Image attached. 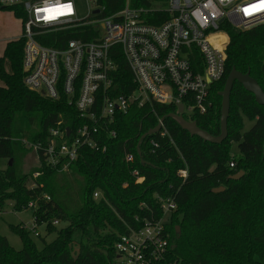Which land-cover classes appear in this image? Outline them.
I'll return each instance as SVG.
<instances>
[{"label":"trees","instance_id":"1","mask_svg":"<svg viewBox=\"0 0 264 264\" xmlns=\"http://www.w3.org/2000/svg\"><path fill=\"white\" fill-rule=\"evenodd\" d=\"M95 2L107 15L126 3L132 9H146L142 17L154 26L170 18L166 0ZM219 27L229 38L223 76L210 84L204 113L182 114L214 136L220 131L219 92L231 68L249 71L264 91V24L240 30L223 21ZM79 29L88 31L92 26L48 33L40 42L63 48L70 38L88 40L87 32ZM23 45L21 37L9 41L0 56V159L7 160L0 168V213L8 202L15 211L34 202L36 222L44 223L45 231L55 237L45 241L38 235L37 248L27 241L23 226H10L23 248L15 250L0 236V264H116L114 244L119 235L139 228L145 219L160 217L159 198L167 196L174 197L177 208L166 223L168 254L155 264H264V105H258L251 93L233 83L227 136L219 144L181 129L168 116L176 112L173 104H132L126 113H116L106 129L100 128L103 151L81 148L66 171H57L38 156V165L25 171L22 160L31 149L23 140L45 144L58 120L72 129L85 120L63 97L53 101L24 86ZM112 50L118 54V45ZM113 59L111 92L128 94L134 89L131 73L120 54ZM193 61H199L198 55ZM161 117L165 134L140 139ZM243 117L253 122L245 132ZM110 130L115 137L108 135ZM232 144L236 155L231 154ZM127 153L133 157L130 162L125 161ZM133 169L143 177L141 182H135ZM182 169L185 177L178 174ZM240 171L239 179L230 178ZM220 186L223 191L211 192ZM95 191L100 194L97 199ZM54 220L64 226L53 225Z\"/></svg>","mask_w":264,"mask_h":264},{"label":"built area","instance_id":"2","mask_svg":"<svg viewBox=\"0 0 264 264\" xmlns=\"http://www.w3.org/2000/svg\"><path fill=\"white\" fill-rule=\"evenodd\" d=\"M78 2L87 9L82 19L77 17ZM164 9L170 18L154 26L142 17L146 9H132L127 3L107 15L95 0H0V10L11 11L20 21L24 86L53 101L63 97L78 118L85 120L73 129L58 120L50 127L45 144L23 140L36 158L42 157L57 171H66L81 148L103 151L100 128L106 129L116 113H126L132 104H182L183 113H204L209 106V86L224 73L228 34L219 27L221 22L240 30L264 24V0H166ZM88 25L92 29H79L87 32L88 40L70 38L63 48L40 42L48 33ZM116 45L118 54L112 50ZM119 54L128 66L134 89L113 95V57ZM194 55L199 61L192 62ZM162 127L157 132L161 136L165 134ZM108 135L115 137V131ZM151 144L156 147L153 141ZM124 158L126 162L133 159L128 153ZM131 174L135 182L143 180L136 169ZM178 174L185 177L186 170ZM99 195L95 191L93 198ZM159 202L160 217L145 219L139 228L119 235L114 244L116 264L165 260L170 246L166 223L177 204L173 196L160 197ZM27 208L33 212L36 204L30 202ZM31 221L37 237V228L44 223L38 225L34 215Z\"/></svg>","mask_w":264,"mask_h":264},{"label":"water","instance_id":"3","mask_svg":"<svg viewBox=\"0 0 264 264\" xmlns=\"http://www.w3.org/2000/svg\"><path fill=\"white\" fill-rule=\"evenodd\" d=\"M94 12H97L95 10ZM239 83L243 89L249 93H251L254 97L255 102L258 105H264V91L260 88L259 84L255 79H253L249 75V71L245 73H241L237 71L234 67L231 68L229 71L222 90L219 92V96L221 97L220 103V117H219V134L214 136L209 134L207 131L200 129L194 121H189L183 117V106L179 104L177 106V111L175 113H171L168 116L175 119L180 126L181 129L187 131L191 136H197L198 138L202 139L203 141L219 144L221 143L227 136V118L229 114V107H230V91L234 82ZM164 117H161L153 128L147 130L144 134L141 135L140 139L145 138L148 135L157 133L160 128L161 124L163 123ZM137 154L140 156V150L137 145L136 147ZM143 163V161H142ZM242 172L235 173L230 178L237 180L242 176ZM224 190L223 186L216 187L211 189L212 193H218ZM178 231V228H176Z\"/></svg>","mask_w":264,"mask_h":264},{"label":"rangeland","instance_id":"4","mask_svg":"<svg viewBox=\"0 0 264 264\" xmlns=\"http://www.w3.org/2000/svg\"><path fill=\"white\" fill-rule=\"evenodd\" d=\"M4 12L6 14V17H11L10 13L11 11L5 10ZM10 12V13H9ZM86 6L82 2L77 3V17L78 18H84L86 16ZM12 14V13H11ZM13 15V14H12ZM15 16V15H13ZM17 18V17H16ZM18 19V18H17ZM5 22L7 23L8 20L6 18ZM19 22H16L17 32L15 33V37H20L21 34V27H19ZM229 41V38H228ZM228 44V43H227ZM227 48V47H226ZM3 50V44L0 45V52L2 55ZM0 55V56H1ZM4 67L7 71H9V63L5 59L4 60ZM2 85V82L0 81V86ZM243 119V127L242 132H245L252 126V121H249L245 117ZM231 154L236 155V146L234 144L231 145ZM5 163H7V160L0 159V168H3L5 166ZM38 165V161L36 159V156L34 152L28 151L26 152L23 160H22V167L26 171L31 167H35ZM32 210L31 208L22 209L20 211H15L12 209V204L10 202L6 203V205L3 208V211L0 213V236H3L6 238L8 244L13 247L15 250H21L23 248V241L19 238V236L13 232L10 228V226H15L20 224V227H24V230L27 232V241L29 244H35L37 248L40 247L38 239L33 235L31 229H32ZM57 227L64 226V223L56 224ZM176 228H178L179 231V225H176ZM37 231L39 233V236L44 238L45 241H50L55 237V233H47L43 226H39L37 228Z\"/></svg>","mask_w":264,"mask_h":264},{"label":"crops","instance_id":"5","mask_svg":"<svg viewBox=\"0 0 264 264\" xmlns=\"http://www.w3.org/2000/svg\"><path fill=\"white\" fill-rule=\"evenodd\" d=\"M6 12L5 10H0V45L3 44V49L4 46L6 45L7 42L16 40L19 37H15V33L17 32V27H16V22H19V19H17L15 16H13L10 12L11 17H6ZM8 20L6 23L5 20ZM19 27L20 24H19ZM21 30V29H20ZM3 53V50H2ZM1 55V52H0Z\"/></svg>","mask_w":264,"mask_h":264}]
</instances>
